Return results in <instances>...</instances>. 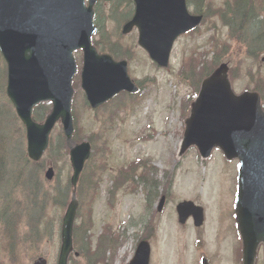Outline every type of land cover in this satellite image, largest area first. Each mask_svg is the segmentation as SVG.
<instances>
[{"label":"rangeland","instance_id":"obj_1","mask_svg":"<svg viewBox=\"0 0 264 264\" xmlns=\"http://www.w3.org/2000/svg\"><path fill=\"white\" fill-rule=\"evenodd\" d=\"M194 2L199 7L211 10L222 6L225 0ZM102 6L106 13L110 12L108 3ZM195 8L190 6V11L194 12ZM124 10L127 12L126 8ZM261 11V18H264V6ZM214 17L206 19L195 31L177 40L167 68L158 67L139 47L137 29L118 37L117 22H109L107 28L112 32L113 40H119L124 48H133L135 56L129 63V72L133 79L141 82V91L134 97L118 95L99 110H92L84 104L80 80L83 54L81 51L75 53L79 68L73 80L75 111L80 125L78 141L92 137L95 147L78 185L80 208L74 230L77 249L83 250L84 246L87 253L85 257L82 253L78 256L73 254L70 264H88V259L99 258L95 254V246L100 233L103 246L107 247V257H111L110 260L115 258L112 264H117L118 259L125 263L135 251L139 235L146 233L143 229L149 219H153L154 228L159 229L160 238L181 235L179 239L191 240L194 227L181 226L176 215L177 200L185 198H194L206 205L205 230L208 231L210 247L215 249L212 240L221 241L226 254L221 253L219 260H227L232 264L235 245H239L232 217L237 192V162L227 161L222 151H216L208 160H202L195 149L190 150L180 161L177 157L184 119L189 103L195 96L196 82L182 80L180 66L192 51L202 58L222 42L227 41L226 45L230 43L229 30L218 17ZM229 48L232 52L226 60L231 66L236 91L239 93L264 87V53L253 58L248 55L244 42L236 40ZM6 78L7 71L0 66V114L7 112L6 115L12 119L10 121L0 116V123L5 124L8 130L9 127L13 130L14 142H20L18 153L22 156L25 155L27 143L25 128L12 115L6 95ZM110 114L113 119L105 121ZM60 130L61 126L57 125L52 137V150L45 155L40 165L16 157L20 166L26 169L23 176H26L28 168L32 170L33 178L38 177V187L33 195L29 186L26 192L24 185L16 186L22 191L16 193V201L20 203L17 209H21L24 217L19 220L24 222L27 234V204L32 209L33 217L37 218L32 222L36 224L38 236L29 241L30 250L24 245L25 238L20 236L19 224L14 230L16 239L19 236L22 239H17V245L27 250L23 259L25 264H34L39 255L45 257L48 264H57L62 217L72 196L69 180L73 173L67 148L63 147L61 139H57ZM51 165L55 169V178L52 180L45 177V171ZM126 169L121 173V170ZM166 192L170 194L166 207L160 213L159 200ZM152 213L154 216H151ZM1 237L0 231V240ZM9 238L13 242V238ZM8 255L6 250H0V262L9 264ZM258 264H264L262 252Z\"/></svg>","mask_w":264,"mask_h":264},{"label":"water","instance_id":"obj_2","mask_svg":"<svg viewBox=\"0 0 264 264\" xmlns=\"http://www.w3.org/2000/svg\"><path fill=\"white\" fill-rule=\"evenodd\" d=\"M96 1L90 0L87 7L85 0H0V48L8 63L7 93L26 126L28 154L33 160L42 158L59 121L68 142L72 141V79L77 71L74 50H84L82 88L94 108L121 90H137L128 75L127 61L100 55L92 45ZM135 1V17L124 32L137 25L140 44L153 60L166 67L176 37L196 26L201 18L187 12L185 0ZM43 101H52L53 108L45 122L39 123L33 119V109ZM185 125L179 158L196 146L204 159L219 148L228 160H239L235 211L242 264H256L264 244V108L260 93L246 90L236 94L229 67L222 64L203 82ZM90 154L89 142L71 146L75 189L63 218L58 264H69L74 251L79 206L76 186ZM46 176L52 179L54 169L49 168ZM179 209L181 222L194 214L197 225L203 223V208L184 202ZM148 258V244L142 243L131 264H147ZM35 264L47 261L41 257Z\"/></svg>","mask_w":264,"mask_h":264},{"label":"trees","instance_id":"obj_3","mask_svg":"<svg viewBox=\"0 0 264 264\" xmlns=\"http://www.w3.org/2000/svg\"><path fill=\"white\" fill-rule=\"evenodd\" d=\"M106 1L111 2L110 10L111 15L113 16H115L116 12L120 11V7L122 5L127 4L126 2H131V0ZM256 4L257 0H236L234 4L235 12H233V17H230L229 3L227 4V11L221 13L222 20L226 24L231 26L232 31L235 34L239 35V39L244 42L245 45H247L249 54L253 57H258L260 53H264V18L262 19L261 17H259L258 13H254L256 10ZM261 6H264V3L261 4ZM100 7L101 3L97 6L99 15L101 13ZM105 42L106 44L101 46L104 50L107 49L111 52H114L121 49V46L112 44V41H110L108 38H106ZM95 43L96 45H100L99 40H97ZM223 58L224 53L221 50H217L210 61L202 64L201 57H197L192 54L190 57L184 60L182 67L184 78L186 80H191L193 83L196 81L194 85L196 87V90H198L202 78L208 75ZM259 91L262 92L264 98V87H262ZM50 109L51 105L49 103L39 105L35 110L36 119H44ZM0 116L2 115L0 114ZM6 131H8L7 136L5 134ZM14 138L15 136L12 134L11 128L9 127L8 130L5 124L2 125L0 123V231L2 236L0 240V250H6L7 252H9L10 255L7 256L9 264H25L23 259L26 255L27 250L17 245L16 241L17 239L22 240L20 239V236L25 238V240L27 239L26 241L23 240V242L24 245H27V248L30 250L31 246L29 241L31 239L34 240L35 237L38 236L37 229L35 228L36 224L32 222L33 220H37V218L33 217L31 208L27 204L26 214L29 216L26 221L29 226V233L27 234V231L23 227L24 222H21L19 220L24 216L23 213H21V209H17L18 204L20 203H17L16 201V186L21 184L24 185L25 188L29 186L32 193H34V189L33 184L30 181L31 175L26 174V176H23L26 169L25 167H21V164L16 160V157H18L23 158L25 161H28L26 155L20 156V154L18 153L21 149V144L18 140H16L15 144ZM78 138L79 137H77V134H75L74 139L78 140ZM62 139L63 141L61 140V143L63 144V147L66 148V141L64 137H62ZM17 225L19 227L21 235L16 239V237L14 236V230L18 228ZM23 231H25V234H22ZM10 236L13 238V242L9 238ZM82 247L83 250H80V252L83 255H86L87 250L84 248V246ZM0 264L7 263L0 262Z\"/></svg>","mask_w":264,"mask_h":264},{"label":"flooded vegetation","instance_id":"obj_4","mask_svg":"<svg viewBox=\"0 0 264 264\" xmlns=\"http://www.w3.org/2000/svg\"><path fill=\"white\" fill-rule=\"evenodd\" d=\"M236 189H237V177H236ZM237 194V192H236ZM222 198H220L221 201ZM196 203L197 201L194 200ZM219 205L222 206L220 202ZM235 208H233V217ZM188 223H192V219ZM187 223V224H188ZM236 223V222H235ZM185 224L184 226H187ZM236 228V224L234 225ZM204 226L201 229L192 230L191 240H179V235L174 241L170 239H162L159 235V229H157L154 237L151 238L152 244V259L151 264H202L203 258L207 257L211 264H230L227 260H219L221 253L226 254L225 246L221 241L212 240V246L215 249H211L210 240L208 239V231L206 232ZM207 235V236H206ZM192 242V244H190ZM235 257L232 260V264H237V246L234 249ZM233 257V255L231 256ZM234 259L236 262H234ZM241 262V257L239 259Z\"/></svg>","mask_w":264,"mask_h":264}]
</instances>
